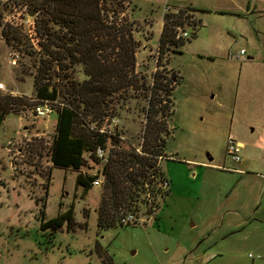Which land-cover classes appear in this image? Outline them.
<instances>
[{"label":"rangeland","instance_id":"obj_1","mask_svg":"<svg viewBox=\"0 0 264 264\" xmlns=\"http://www.w3.org/2000/svg\"><path fill=\"white\" fill-rule=\"evenodd\" d=\"M106 1L110 16L115 12L118 23L132 24L135 66L131 86L112 95L91 125L118 134L122 146L138 151L152 75L161 72L170 79L175 74L170 132L164 156L157 159L172 190L160 201L156 220L141 212L134 225L98 228L102 189L83 193L75 186L77 172L52 166L56 113L36 118L31 112L37 104L38 43L46 42L40 1L0 0V95L27 99L11 105L0 125V264H102L101 253L111 264H206L211 253L227 264H249L264 242V15L224 11L245 12L256 0ZM258 2L264 7V0ZM166 7L184 10L188 17L179 28L187 36L162 54ZM48 26L53 37L69 35L53 22ZM8 30L19 32L20 45L7 41ZM241 49L243 59L238 58ZM52 50L63 52L54 45ZM45 71L68 76L55 78L57 84L86 78L81 64L66 59L43 64ZM228 136L242 143V164L226 156ZM103 162L85 157L81 171L100 174ZM69 208L71 229L66 223L40 227L41 211L45 221Z\"/></svg>","mask_w":264,"mask_h":264},{"label":"trees","instance_id":"obj_2","mask_svg":"<svg viewBox=\"0 0 264 264\" xmlns=\"http://www.w3.org/2000/svg\"><path fill=\"white\" fill-rule=\"evenodd\" d=\"M39 1L42 11L41 35L46 42L38 43L42 49L39 52L38 68L33 74L34 101L57 104L54 138L49 152L52 166L77 172L75 186L87 193L97 175L81 171L85 163L84 155L88 154L92 160L100 161L95 156V150L107 149L106 143L110 139V149L107 150L100 172L103 180L97 214L98 228L120 225L119 220L125 214H133L138 218L142 212L155 219L160 201L169 194V189H162L159 185L166 176L164 169L157 164V157L164 156L165 142L170 132L168 117L172 110L169 109V99L177 83L176 75L173 74L170 79L161 72L152 75L140 149L136 151L133 145L122 146L118 134H114L117 139L113 134L107 135L100 131L98 124H91L95 121L92 117L101 114V109L112 95L124 92L127 86H131L132 75L129 73L134 70L137 47L132 24L126 19L118 23L119 17H115V12L110 16L113 10L107 7L109 2L106 0ZM186 10L194 11L193 8ZM187 17L183 9L164 14L159 37L162 54L168 48L172 47L173 50L184 43V38H175L174 29L180 27ZM51 22L65 29L68 37H53L48 26ZM5 36L8 42L13 40L20 45L19 32L8 30ZM53 45L63 52L52 50ZM103 51L107 55L101 54ZM64 59L71 64H81L82 74L86 78L57 84L52 82L55 78L62 81L68 76L64 74L59 77L47 71L41 72L43 64L51 67L53 61ZM23 101L27 99L11 94L0 95V125L10 113L11 105ZM40 216L42 229H57L64 223L67 229H71L73 225L71 208L45 221L42 211ZM101 256L102 264H111L107 256L102 253Z\"/></svg>","mask_w":264,"mask_h":264},{"label":"built area","instance_id":"obj_3","mask_svg":"<svg viewBox=\"0 0 264 264\" xmlns=\"http://www.w3.org/2000/svg\"><path fill=\"white\" fill-rule=\"evenodd\" d=\"M169 7H166L164 10V13H168L169 11ZM187 36V33L185 30H181L179 27L176 28V32H175V38L176 39H180V38H184ZM245 51L243 49H241L238 53V58L243 59ZM13 63H15L13 61ZM3 89V85L0 83V90ZM32 114L36 117V118H48L50 116L51 113H56V108L54 107V103L52 102H48V101H43L40 103H37L32 109H31ZM9 145H11V143H9ZM240 149H241V144L232 136H228L226 139V143H225V154L226 156L233 162V163H238L240 161ZM95 156L100 159L101 161H105V151L101 148H97L95 150ZM85 157H89L88 154L84 155ZM157 159H162L161 156H158ZM97 176L93 179V181L91 182V186L92 187H100L102 186V175L101 174H96ZM160 188L162 189H166L169 186V181L167 178L163 179ZM137 218H135V216L133 214H125L123 215L120 220L119 223L123 226L126 225H134L135 222H137Z\"/></svg>","mask_w":264,"mask_h":264},{"label":"crops","instance_id":"obj_4","mask_svg":"<svg viewBox=\"0 0 264 264\" xmlns=\"http://www.w3.org/2000/svg\"><path fill=\"white\" fill-rule=\"evenodd\" d=\"M194 9V7H193ZM257 9V10H256ZM227 11H224V12H227L229 14H233V15H236L237 17L240 16V15H247L248 13H252L254 11H258L260 13H263L264 15V7H263V4L262 2H258V0H256V2L253 4L252 6V9L250 8V6H247L246 7V10L245 12L243 11H240V12H234L230 9H226ZM195 11V9H194ZM242 15V16H243ZM248 59H252V58H248ZM239 142V141H238ZM241 144V147H242V143L239 142ZM239 164H242L241 163V158H240V161L238 163H235V165H239ZM244 170H247V167L246 169L243 168V169H239V168H236V169H233V171H238L240 173H242ZM165 172V171H164ZM165 176L166 178L169 180V191L172 190L171 188V182H170V178L167 176L166 172H165ZM264 176V175H263ZM264 178V177H263ZM232 230V229H231ZM234 231H228V233H233ZM258 249L255 251V256H252L250 258V263L249 264H264V242H262L260 245H257ZM223 257H227V256H223ZM222 258V255H216L215 253H211L207 256V263L206 264H227L226 262L228 260H224L225 262H222V260H219ZM235 259V258H233ZM232 264H235V261L232 260Z\"/></svg>","mask_w":264,"mask_h":264}]
</instances>
